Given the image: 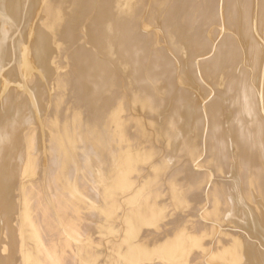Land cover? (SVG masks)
<instances>
[{
    "label": "bare ground",
    "instance_id": "1",
    "mask_svg": "<svg viewBox=\"0 0 264 264\" xmlns=\"http://www.w3.org/2000/svg\"><path fill=\"white\" fill-rule=\"evenodd\" d=\"M0 264H264V0H0Z\"/></svg>",
    "mask_w": 264,
    "mask_h": 264
},
{
    "label": "rangeland",
    "instance_id": "2",
    "mask_svg": "<svg viewBox=\"0 0 264 264\" xmlns=\"http://www.w3.org/2000/svg\"><path fill=\"white\" fill-rule=\"evenodd\" d=\"M195 95H197V94H194V96H195ZM198 96H199V95H198ZM197 99H199L198 101H201V98H200V96H199Z\"/></svg>",
    "mask_w": 264,
    "mask_h": 264
}]
</instances>
